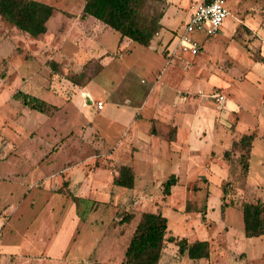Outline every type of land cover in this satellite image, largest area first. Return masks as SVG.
Masks as SVG:
<instances>
[{
	"label": "rangeland",
	"instance_id": "obj_1",
	"mask_svg": "<svg viewBox=\"0 0 264 264\" xmlns=\"http://www.w3.org/2000/svg\"><path fill=\"white\" fill-rule=\"evenodd\" d=\"M38 1L55 9L47 31L38 37L0 18V217L6 206L18 208L15 223L35 242L30 254L45 257L31 258L29 264H120L146 212L166 217L168 235L209 243L208 254L194 260L166 242L157 264H264V235L244 236L239 207L242 200L260 199L264 216V67L246 69L253 63L237 57L241 65L230 68L232 58L214 50L168 55L166 46L171 50L177 39L173 32H181L191 7L203 0H167L163 28L147 47L118 42L117 31L81 17L85 0ZM225 6L230 12L225 33L231 32L233 16L255 19L254 27L264 33V0H227ZM235 38L250 58L264 62V34L258 48L252 32L238 30ZM232 41L228 50L234 45L242 50ZM51 61L58 63L57 73ZM99 62L103 68L83 86L64 77L80 71L86 77ZM189 64L201 69L196 72L201 86L190 88L200 93L184 92L193 72L185 68ZM173 65L179 71L170 78ZM17 90L57 110L51 115L30 110L12 98ZM178 90L182 99L174 98ZM212 92L234 102L238 113L231 110L224 117L217 101L215 106L198 103L199 95L207 101ZM176 108L184 112L175 117L178 136L171 151L173 130L158 124V114ZM251 132L244 177L237 158L241 151L231 140ZM158 133L163 136L159 145ZM224 149L229 159L221 157ZM121 165L133 169L132 187L112 183ZM170 173L178 178L164 194L161 184ZM48 186L51 192L41 190ZM58 186L60 194L53 192ZM72 194L81 197L71 199ZM221 201L227 206L223 213ZM6 243L0 257L7 254L5 248H15V241Z\"/></svg>",
	"mask_w": 264,
	"mask_h": 264
},
{
	"label": "trees",
	"instance_id": "obj_2",
	"mask_svg": "<svg viewBox=\"0 0 264 264\" xmlns=\"http://www.w3.org/2000/svg\"><path fill=\"white\" fill-rule=\"evenodd\" d=\"M209 0H203L207 2ZM169 2L167 0H85L81 10V17L94 19L108 28L118 32V42H135L142 46H149L163 28L162 18L165 16ZM55 9L38 0H0V18L17 28L20 32L31 37H38L46 32V23ZM49 65L57 73L58 63L51 61ZM102 69L100 62L93 72L84 76V71L65 74L64 77L76 86H83L86 81ZM85 78V79H84ZM12 98L23 106L45 115H51L57 106L47 101L17 90ZM254 132L243 134L233 144L240 150L238 157L241 163L243 176L248 170V158ZM229 151L223 153L224 159H229ZM133 172L129 166L119 167L118 175L113 183L118 186L132 187ZM176 178L171 174L164 182V194L170 193ZM225 194V189L222 188ZM226 203L220 202L223 213ZM242 215L243 234L246 237L264 235L263 206L260 199L242 200L239 202ZM126 220V219H124ZM167 219L159 212H146L136 224L128 244L124 250L120 264H157L162 248L166 242L177 245L180 254L185 253L189 258L197 260L208 254L207 240L188 242L184 237L168 235Z\"/></svg>",
	"mask_w": 264,
	"mask_h": 264
},
{
	"label": "crops",
	"instance_id": "obj_3",
	"mask_svg": "<svg viewBox=\"0 0 264 264\" xmlns=\"http://www.w3.org/2000/svg\"><path fill=\"white\" fill-rule=\"evenodd\" d=\"M226 2H227V0H226ZM226 2H225V4H226ZM228 10V9H227ZM166 15V14H165ZM229 15H230V12H229V10H228V15L224 18V20L222 21V24L220 25V27H219V29L217 30V32L214 34V35H211V36H206V35H204V34H202V33H198V35H201L203 38L202 39H200V40H198L197 38V40H198V42H199V52L197 53V54H195L196 56L201 52V50L203 49V50H205L206 52H210V51H217V55L218 56H220V57H222V56H226V57H230V58H232V60L234 61L233 62V64H232V66L230 67V68H232L233 66H235V65H241L240 63H239V61L236 59L237 57H239L240 58V60L242 59V58H244V57H247L249 60H250V62L251 63H253V65H249V67H247L246 69H249V70H251L252 69V67L251 66H255V67H260V66H263L264 67V65H262L264 62H262V61H260V60H253L252 58H250V56H251V54H250V51H248L247 50V48H245L244 47V45H242L239 41H238V39H236L235 38V36H236V32L238 31V30H244V31H246V32H252V35H256V38H255V40L252 42V44L254 45V46H256L257 48L259 47V41H258V38H261V36H262V34H264L263 32L261 33L260 31L261 30H259V26H258V28L257 27H254V25H255V23L256 22H254L253 20H255V19H242L240 16H233L232 18L230 17V21H231V23H233V26H232V28H231V32L229 33V32H226L225 33V30L227 29V27H228V22H227V18L229 17ZM52 17V16H51ZM51 17H50V19H51ZM49 19V20H50ZM163 19V18H162ZM48 20V21H49ZM48 21H47V23H48ZM47 23H46V27H48V25H47ZM263 29V28H262ZM46 31H47V29H46ZM161 32V31H160ZM179 33L178 32H173V34H172V36H177ZM159 35H160V33H159ZM196 35V34H195ZM204 35V36H203ZM260 36V37H259ZM196 37V36H195ZM230 40H233V41H235V42H237L236 44L237 45H239V47L240 48H242V50L241 49H236L237 47L234 45V48L233 49H231V50H228V47H230L232 44H230L231 42H230ZM232 41V42H233ZM256 42H258V44H255ZM250 47H251V45H250ZM166 49L168 50V55L170 54H173V53H175V52H182V51H179L178 49H175L174 48V46H173V48H171V50H169L168 48H167V46H166ZM188 54H190V53H188ZM190 56H194V55H192V54H190ZM164 57V56H163ZM235 57V58H234ZM192 58V57H191ZM249 60H248V62H249ZM217 62V61H216ZM215 62V63H216ZM179 66H181V65H179ZM245 66H247V65H245ZM168 67V66H167ZM166 67V68H167ZM102 68H103V66H102ZM166 68H164L163 67V71H160V70H158V71H160V74H158V78H160V77H162V73H164L165 71H166ZM181 68H183L182 66H181ZM187 70H190V71H193V72H191V74L188 76V79L186 80V86H187V88L184 90V92H186V93H193V94H195V93H200V90H198V91H195V90H191V89H194V88H191V87H195V86H198V88L201 86L200 85V81L198 80L199 78H201V73H196V72H200V67L199 68H195L194 66H193V64H189V65H187V67H185ZM213 68H216V65L215 66H213L212 67V69ZM230 68H228L227 70H226V72L230 69ZM177 70L179 71V67H177V66H175V65H173V67H171V69H169V72H168V76L171 78V77H173V78H175L176 77V72H177ZM211 71V69L209 70V72ZM241 71V70H240ZM223 72H225L224 70H223ZM159 73V72H158ZM218 75H220L221 77H222V75L221 74H218ZM184 76L183 75H180V78L182 79ZM205 78V80H209L210 81V75H207V76H204ZM221 77H219V79L221 78ZM229 77V76H228ZM233 77V76H232ZM217 78V77H216ZM229 78H231V77H229ZM234 78V77H233ZM235 78H236V76H235ZM238 78L239 79H243V76L242 77H240V76H238ZM195 81H197L198 83H196ZM154 83H157V81H155ZM196 83V84H195ZM191 88V89H190ZM181 94V91L180 90H178V91H175L174 92V98H180L181 96H179L180 94ZM202 94V93H201ZM216 95H221V94H219V92H212V93H209L208 94V99H210V100H207V101H203V100H200L199 98H200V96H202V95H199V98H197L199 101H198V103L201 101L205 106H207V104H210V102L212 103V104H214V106L216 105V103H215V101H217V99H216ZM221 96H223V99H222V101H217L218 103H219V109L221 110V112L222 111H224L225 113L223 114L224 115V117L226 116V114L227 113H229V111H231V110H233L234 112H237L238 113V111H237V109H238V106L234 103V102H230V101H226V98H225V96H224V94L223 95H221ZM40 98V97H39ZM180 99H182V98H180ZM215 100V101H214ZM48 103H50V102H48ZM52 104V103H51ZM198 106V105H197ZM97 107V106H96ZM216 108V107H215ZM218 108H216V109H218ZM97 109H100V108H97ZM218 109V110H219ZM165 110V109H164ZM208 111V110H207ZM206 111V112H207ZM184 112V110H182V109H178V108H176V109H173V111L172 112H170V113H165V112H160L159 114H158V124L161 126V127H164V126H166V132L168 131V127L167 126H169L170 125V127H171V130H173V132H172V134H171V138H170V140H169V143H168V145H169V148H170V150L172 151L173 150V144L177 141V136H178V131H177V128H178V123L175 121V117H177V116H179L180 114H182ZM232 112V111H231ZM230 112V113H231ZM167 114V115H166ZM210 115H212V118L213 119H215L214 118V113L212 112V114L210 113ZM196 116V109L192 112V117L194 118ZM137 117V116H136ZM135 117V118H136ZM165 128V127H164ZM169 132V131H168ZM243 135V134H242ZM242 135H240L238 138H234V139H232L231 140V144H233L235 141H237ZM162 138H163V136L162 135H160L159 133H158V145L159 144H161V141H162ZM175 149L177 148V147H174ZM250 149H251V147H250ZM49 151L51 150V149H48ZM226 150H228V149H224L223 151H222V158H223V153H224V151H226ZM37 159V158H36ZM45 162V164H48V163H50L51 162V160H47V161H44ZM43 162V163H44ZM224 162V161H223ZM39 163H42V162H39V160L37 161V164H39ZM122 166V165H121ZM126 166H129V167H131L130 165H126ZM62 167H64V163L62 164V166L60 167V168H62ZM68 170H71V169H68ZM132 171H133V169H131ZM171 174H173L174 176H175V178L177 179L178 177H177V175L175 174V173H170L168 176H167V178L171 175ZM49 175H51V171H50V173L49 174H46L45 176H43L44 178H47ZM41 178V177H40ZM115 177H113L112 178V183H113V179H114ZM166 178V179H167ZM165 179V180H166ZM164 180V181H165ZM133 181H134V179H133ZM164 181H162V182H164ZM67 182V180H64V183H66ZM33 183H36V180H33L32 182H31V185L33 184ZM114 184V183H113ZM115 185V184H114ZM118 186V185H117ZM123 187V186H122ZM49 188V186L48 187H45V188H42L41 190H47L48 192H51L50 191V189H48ZM129 188V187H128ZM60 186H58V187H56L55 188V190L53 191L54 193H61L60 192ZM30 194V193H29ZM21 197H22V195H21ZM31 197H33V195H29V199L31 198ZM81 196H78V195H75V194H72V195H70V198L71 199H76V198H80ZM24 199V198H23ZM227 207V206H226ZM226 207H225V209H226ZM23 209L27 212L28 210H30L31 211V209H29V208H26V207H23ZM9 210H10V213H9ZM14 211V212H13ZM26 212H24V213H26ZM24 213H22V214H24ZM7 214H10V218H7ZM13 215H16V217H14L13 218ZM19 216H20V212H19V210H18V208L17 207H12L11 209H7V206L4 208V210H3V214H2V216L0 217V252L2 251V249L5 247L4 245L5 244H7L6 242H8V243H12L13 244V242L15 241V248H12L11 250H9V249H6L5 248V252L4 253H6L7 252V254H5V256L4 257H0V264H18V263H22V264H29V260L31 259V258H35V257H38V259L39 260H41V259H44L45 257H41L40 258V256H38V255H31L30 254V249L35 245V242L34 241H32V239H28V238H31V236H26V234H21V231H20V227H18L17 226V224L15 223V221H17V219H20L19 218ZM242 217V216H241ZM8 221H10V223L8 224ZM243 227V226H242ZM20 232V233H19ZM24 237V239L23 238H21V237ZM44 245V244H43ZM127 246V245H126ZM13 247H14V245H13ZM41 255H44L43 254V252L42 253H40ZM123 254H124V252H123ZM0 256H1V253H0ZM123 258V257H122ZM122 260V259H121ZM121 262V261H120Z\"/></svg>",
	"mask_w": 264,
	"mask_h": 264
},
{
	"label": "built area",
	"instance_id": "obj_4",
	"mask_svg": "<svg viewBox=\"0 0 264 264\" xmlns=\"http://www.w3.org/2000/svg\"><path fill=\"white\" fill-rule=\"evenodd\" d=\"M225 2L226 0H209L193 5L188 19L183 23L182 30L177 35L174 48L192 55L197 54L199 42L195 34L202 33L211 36L217 32L222 21L228 15ZM216 99L222 101L223 96L216 95ZM96 106L101 108L102 103L98 101Z\"/></svg>",
	"mask_w": 264,
	"mask_h": 264
}]
</instances>
